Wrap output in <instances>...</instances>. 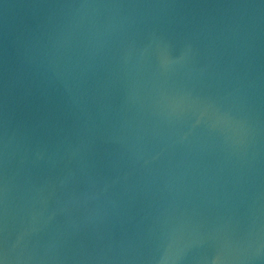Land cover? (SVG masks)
<instances>
[{"label":"water","instance_id":"1","mask_svg":"<svg viewBox=\"0 0 264 264\" xmlns=\"http://www.w3.org/2000/svg\"><path fill=\"white\" fill-rule=\"evenodd\" d=\"M3 264H264V0H0Z\"/></svg>","mask_w":264,"mask_h":264},{"label":"snow or ice","instance_id":"2","mask_svg":"<svg viewBox=\"0 0 264 264\" xmlns=\"http://www.w3.org/2000/svg\"><path fill=\"white\" fill-rule=\"evenodd\" d=\"M0 264H3V262H2V261H0Z\"/></svg>","mask_w":264,"mask_h":264}]
</instances>
